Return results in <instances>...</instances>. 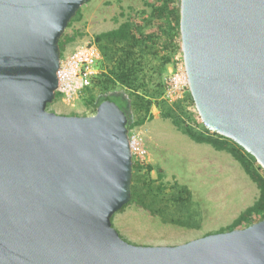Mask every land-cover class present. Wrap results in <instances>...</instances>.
I'll return each instance as SVG.
<instances>
[{
    "label": "water",
    "instance_id": "water-1",
    "mask_svg": "<svg viewBox=\"0 0 264 264\" xmlns=\"http://www.w3.org/2000/svg\"><path fill=\"white\" fill-rule=\"evenodd\" d=\"M89 0H0V264H264V218L178 245L124 240L127 112L49 111L59 41ZM180 50L204 127L264 170V0H179Z\"/></svg>",
    "mask_w": 264,
    "mask_h": 264
},
{
    "label": "trees",
    "instance_id": "trees-1",
    "mask_svg": "<svg viewBox=\"0 0 264 264\" xmlns=\"http://www.w3.org/2000/svg\"><path fill=\"white\" fill-rule=\"evenodd\" d=\"M155 1L150 4V13L145 9L130 8L134 13L132 19H126L116 28L94 36L102 56V71L88 88L84 102L96 110L104 97L109 96L127 112L130 130L151 121L154 118L152 109L156 107L162 118L170 119L179 131L194 142L208 144L217 151L230 154L256 184L259 195L230 225L217 232L245 228L250 223L264 218V170L241 146L204 127L189 91L183 100L173 105L163 99L164 78L168 66L175 53L180 51L179 0ZM117 3L120 6L121 0H117ZM120 8L123 9L122 6ZM121 15H125L123 10ZM137 16L143 17L137 21ZM80 17L81 9L68 26ZM153 24L155 29L149 30ZM79 34L76 31L70 36L64 34L61 37V57L66 43L82 35ZM51 104H48L47 108ZM154 169L153 164L144 170L138 164H133L132 197L130 202L117 212L130 203H136L152 215L161 217L164 223L199 229L202 213L199 207L192 206L194 199L191 189L177 181L167 186L160 172L157 178L153 179L151 173Z\"/></svg>",
    "mask_w": 264,
    "mask_h": 264
},
{
    "label": "rangeland",
    "instance_id": "rangeland-1",
    "mask_svg": "<svg viewBox=\"0 0 264 264\" xmlns=\"http://www.w3.org/2000/svg\"><path fill=\"white\" fill-rule=\"evenodd\" d=\"M155 2L121 0V9L117 0H89L80 8L81 17L67 26L63 33L70 36L77 31L82 35L66 43L62 54L69 53L96 34L116 28L126 19H132L134 13L130 8L145 9L150 13V4ZM122 10L125 15H121ZM142 17L137 16L136 20L139 21ZM154 29V24L149 27V30ZM48 110L64 115L71 113L55 102ZM152 111L154 118L137 127L153 141L150 155L155 169L151 177L156 179L160 172L167 186L175 181L188 186L193 193L192 206L199 207L202 213L201 226L199 229H188L164 223L161 217L152 215L136 203H130L122 211L115 213L114 226L119 228L121 237L127 242L154 246L178 245L226 228L256 199L258 189L255 183L230 154L217 151L208 144L194 142L179 131L170 119L162 118L156 107ZM73 112L76 115H91L95 110L78 106Z\"/></svg>",
    "mask_w": 264,
    "mask_h": 264
},
{
    "label": "built area",
    "instance_id": "built-area-1",
    "mask_svg": "<svg viewBox=\"0 0 264 264\" xmlns=\"http://www.w3.org/2000/svg\"><path fill=\"white\" fill-rule=\"evenodd\" d=\"M101 52L94 38L83 42L69 53L63 55L58 70V87L53 102L63 110L68 109L73 114L78 106L86 105L84 98L95 78L101 73ZM163 99L173 105L183 100L189 91L188 78L181 50L176 52L168 66L164 78ZM52 102V103H53ZM75 114V113H74ZM129 144L133 157V164H138L143 170L151 165L150 148L153 141L145 132L134 128L129 131Z\"/></svg>",
    "mask_w": 264,
    "mask_h": 264
},
{
    "label": "crops",
    "instance_id": "crops-1",
    "mask_svg": "<svg viewBox=\"0 0 264 264\" xmlns=\"http://www.w3.org/2000/svg\"><path fill=\"white\" fill-rule=\"evenodd\" d=\"M234 160H235V159H234ZM240 166H241V165H240ZM242 169H243V168H242ZM243 171H244V170H243ZM244 173H245V171H244ZM245 174H246V173H245ZM246 175H247V174H246ZM247 176H248V175H247ZM248 177H249V176H248ZM249 179H250V178H249ZM250 180H251V179H250ZM251 181H252V180H251ZM252 182H253V181H252ZM253 183H254V182H253ZM255 185H256V184H255ZM256 187H257V186H256ZM257 189H258V188H257ZM258 195H259V190H258L257 197H258ZM257 197H256V199H257ZM256 199H254V201H255ZM254 201H253V202H254ZM252 204H253V203H252ZM252 204H251V205H252ZM249 206H250V205H249ZM246 208H247V206H246ZM239 214H240V213H239ZM239 214H238V215H239ZM113 218H114V217H113ZM232 222H233V221H232ZM113 225H114V224H113ZM114 227H115L116 229L118 228V227H116V226H114ZM118 229H119V228H118ZM118 229H117V230H118Z\"/></svg>",
    "mask_w": 264,
    "mask_h": 264
}]
</instances>
